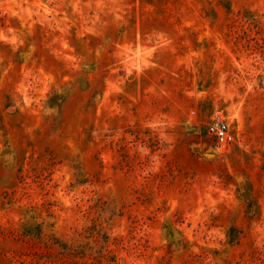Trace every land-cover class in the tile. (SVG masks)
I'll return each mask as SVG.
<instances>
[{"label": "rangeland", "instance_id": "374dc122", "mask_svg": "<svg viewBox=\"0 0 264 264\" xmlns=\"http://www.w3.org/2000/svg\"><path fill=\"white\" fill-rule=\"evenodd\" d=\"M0 264H264V0H0Z\"/></svg>", "mask_w": 264, "mask_h": 264}, {"label": "built area", "instance_id": "2783aa9c", "mask_svg": "<svg viewBox=\"0 0 264 264\" xmlns=\"http://www.w3.org/2000/svg\"><path fill=\"white\" fill-rule=\"evenodd\" d=\"M208 132L213 136L217 146L221 147L232 141V135L227 123L220 119H215L208 127Z\"/></svg>", "mask_w": 264, "mask_h": 264}]
</instances>
